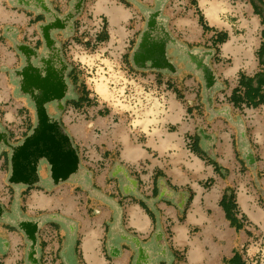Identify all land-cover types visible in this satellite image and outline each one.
<instances>
[{
    "label": "rangeland",
    "instance_id": "obj_1",
    "mask_svg": "<svg viewBox=\"0 0 264 264\" xmlns=\"http://www.w3.org/2000/svg\"><path fill=\"white\" fill-rule=\"evenodd\" d=\"M220 1L224 4L223 26L213 29L198 0H0V69L9 66L10 82L19 88L12 100L22 106L17 114L22 120L20 128L0 127L1 147L10 150L18 146L36 117L58 124L69 134L70 149L91 172L80 171L71 178L73 191L79 195L90 180L96 201L104 193L119 195L115 183L131 177L132 168L118 162V148L114 151L103 145L98 149L104 157L93 162L91 151L95 148L75 134L74 127L83 129L86 124L87 132L95 128L96 136H108L117 128L120 133L132 134L133 140L148 150L150 137L161 132L170 135L175 146L184 128H194L195 115L205 120L197 127L201 136L218 131L211 123L214 117L231 113L233 88L255 89L260 75L264 76L255 69L259 65L264 68L260 49L255 60L247 61L250 67L236 70L235 75L229 73L234 61L224 52V44L233 34L241 40L249 36L248 23L239 19L235 9L252 1L263 21L264 0ZM263 28L264 21L259 31ZM222 36L226 37L224 42L220 41ZM1 47L10 52V56L4 54L5 61ZM143 49L146 54L142 55ZM191 106L197 109L189 111ZM182 110L185 123L173 122ZM99 117L108 119L110 129L98 128ZM189 134L185 146L199 151V142L191 140ZM139 168L138 172L146 175L145 161ZM9 186V195L25 199V192ZM141 200H147L146 196ZM25 208L21 205L18 210L22 216L12 218L13 226H20L25 233L22 263L32 264L36 257L43 262L47 256L48 264H81L80 252L74 249L75 241H70L68 231L76 230L80 222L56 212L30 217ZM35 223L40 228L34 234ZM165 239L170 243L169 236ZM34 240L39 245L33 247ZM50 243L60 247L59 251L48 252ZM164 249L165 253L154 254L157 260L148 262L143 257L140 264H186L183 255H176L171 247ZM242 250L240 255L248 256L250 264H264L261 234L251 237Z\"/></svg>",
    "mask_w": 264,
    "mask_h": 264
},
{
    "label": "crops",
    "instance_id": "obj_2",
    "mask_svg": "<svg viewBox=\"0 0 264 264\" xmlns=\"http://www.w3.org/2000/svg\"><path fill=\"white\" fill-rule=\"evenodd\" d=\"M198 3L210 27L223 26L222 1ZM209 8L214 9V18L209 16ZM235 10L239 19L248 23L249 36L241 40L233 34L224 44L225 55L234 61L229 72L233 75L249 66L247 61L256 59V51L264 41V28L259 31L263 21L255 3L249 1ZM1 49L5 61L10 52L6 47ZM9 69H0V127L14 131L22 122L21 117L17 118L18 107L22 106L12 100L19 88L10 82ZM255 69L259 75L264 74L260 65ZM230 109L225 117L213 118L211 124H216L218 131L201 136L197 127L205 120L195 115L194 128H184L175 146L171 145L170 135L161 132L150 137L149 150L134 141L132 134L120 133L117 128L108 136H96L95 128L87 132L86 124L83 129L74 127L75 134L95 148L91 151L93 162L104 157L98 149L103 145L114 151L118 148V162L129 163L132 168L131 177L115 181L119 195L104 193L96 201L92 199L96 190L90 187V180L79 195L73 191L71 178L80 171L88 175L91 172L70 149L69 134L56 123L34 118L32 128L18 146L8 150L0 145V264H23L24 229L12 224L13 217L22 216L18 210L21 205L26 206L24 210L30 217L56 212L80 222L76 230L68 231L70 241H75L74 249L80 252L81 264H140L143 257L153 262L157 260L154 254L165 253L161 248L170 247L176 255L185 257L186 264H250L248 256L240 255L241 250L251 237L261 234L264 238V102L256 107L234 103ZM183 118L184 110L172 121L184 122ZM96 120L98 128L110 129L108 119ZM188 131L191 140L196 142L197 138L199 151L185 146ZM144 161L148 165L146 175L138 172ZM9 185L25 192V199L9 195ZM145 196L147 200L142 201ZM34 226L35 234L40 224ZM167 236L170 243H166ZM33 243V247L39 245L35 240ZM48 245V252L60 249ZM236 254L242 262L232 260ZM37 258L32 264H48L47 256L43 262Z\"/></svg>",
    "mask_w": 264,
    "mask_h": 264
},
{
    "label": "trees",
    "instance_id": "obj_3",
    "mask_svg": "<svg viewBox=\"0 0 264 264\" xmlns=\"http://www.w3.org/2000/svg\"><path fill=\"white\" fill-rule=\"evenodd\" d=\"M255 8H256V12L260 13V10L258 8V6L255 4ZM264 21V20H263ZM225 36L220 37V41L224 42L226 39ZM262 38L264 39V31L262 34ZM261 53H264V41L262 43L261 49H260ZM264 84V76L260 75V83L258 85L257 88L251 90V91H242V89L238 88L232 95V99L235 103L236 106H240L243 103L247 104L248 106H258L259 104L264 102V89H262L261 87ZM197 109V108H195ZM193 106L189 107V111H193L195 110ZM197 138H196V143H197ZM213 163V161H212ZM216 168L218 170H220V168L218 167L217 164ZM232 198H233V194H232ZM236 223V221H234ZM242 226H239V228H241ZM233 261L236 262H242L243 260L241 259V257H239L238 254H236L233 258Z\"/></svg>",
    "mask_w": 264,
    "mask_h": 264
},
{
    "label": "bare ground",
    "instance_id": "obj_4",
    "mask_svg": "<svg viewBox=\"0 0 264 264\" xmlns=\"http://www.w3.org/2000/svg\"><path fill=\"white\" fill-rule=\"evenodd\" d=\"M210 10L208 11L209 13V16L213 17L214 18V15L212 14L214 12V9L213 8H209ZM212 12V13H211ZM140 54H146V49H143Z\"/></svg>",
    "mask_w": 264,
    "mask_h": 264
}]
</instances>
